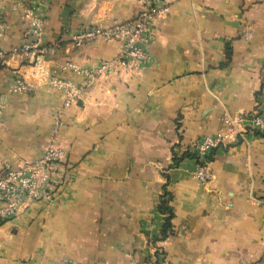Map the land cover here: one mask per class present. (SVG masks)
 <instances>
[{
    "label": "crops",
    "instance_id": "0c3cea01",
    "mask_svg": "<svg viewBox=\"0 0 264 264\" xmlns=\"http://www.w3.org/2000/svg\"><path fill=\"white\" fill-rule=\"evenodd\" d=\"M169 2L151 61L86 86L63 64L97 69L121 44L75 38L132 20L140 0H0L2 48L26 42L24 13L36 5L48 49L0 64V173L39 159L54 136L68 164L55 196L0 224V264H140L156 249L167 264H264V128L249 124L264 112V0ZM37 60L43 70L33 75ZM45 72L82 88L80 99L66 106ZM24 74L42 84L16 93ZM226 120L244 134L213 153L212 180L201 184L185 156L199 138L226 133ZM164 195L174 220L160 240Z\"/></svg>",
    "mask_w": 264,
    "mask_h": 264
},
{
    "label": "built area",
    "instance_id": "2783aa9c",
    "mask_svg": "<svg viewBox=\"0 0 264 264\" xmlns=\"http://www.w3.org/2000/svg\"><path fill=\"white\" fill-rule=\"evenodd\" d=\"M141 10L130 21L117 24L109 29L94 27L78 35V44L96 41L99 38L118 41L121 44V51L113 62L103 63L94 70L81 69L74 62H66L61 67L62 72H73L85 80L86 86L93 84L98 76L115 70L130 71L135 67H143L151 61V54L148 48L149 42L154 35V23L158 19H165L170 13L169 0H140ZM26 22V42L19 48L7 53L1 46L6 29L0 24V64L7 58L14 57L24 64L26 58H44L48 49L42 46L44 37V17L36 5H29L24 13ZM42 61L37 60L33 66V75L42 72ZM48 71V70H47ZM46 83L58 89L65 97V105L72 104L80 99L83 92L71 82L51 76L45 72ZM37 84H42L38 83ZM28 82L25 74L19 79L13 91L16 93H30L38 85ZM3 111L0 107V128L2 126ZM62 112H58L56 128L62 125ZM230 125L226 133L199 138L193 146L191 159L195 162L196 169L192 178L201 183L207 184L212 180L211 158L215 151L227 148L237 137H242L243 132L234 128V123L226 120ZM252 130L264 128V112H255L249 118ZM43 154L36 161H24L19 168H6L0 173V224L8 223L19 218L26 209L35 203L49 201L57 189L67 180V154L58 145L56 136L52 137ZM65 181V182H64ZM154 249V248H153ZM140 264H167L166 255L163 251H153L151 257Z\"/></svg>",
    "mask_w": 264,
    "mask_h": 264
},
{
    "label": "trees",
    "instance_id": "16d2710c",
    "mask_svg": "<svg viewBox=\"0 0 264 264\" xmlns=\"http://www.w3.org/2000/svg\"><path fill=\"white\" fill-rule=\"evenodd\" d=\"M192 157V155L187 154L185 157ZM181 159H178L174 157V166L176 167L180 163ZM159 211L162 215H165V224L161 232V239L160 240H166L168 236L172 233V223L174 220V214L171 209L166 207V202H165V195L161 199V203L159 206ZM157 252H160L159 249H157Z\"/></svg>",
    "mask_w": 264,
    "mask_h": 264
},
{
    "label": "rangeland",
    "instance_id": "374dc122",
    "mask_svg": "<svg viewBox=\"0 0 264 264\" xmlns=\"http://www.w3.org/2000/svg\"><path fill=\"white\" fill-rule=\"evenodd\" d=\"M120 43V42H119ZM16 220V219H15ZM12 222V221H11ZM9 223V222H8Z\"/></svg>",
    "mask_w": 264,
    "mask_h": 264
}]
</instances>
